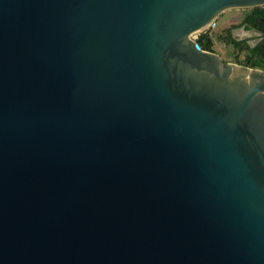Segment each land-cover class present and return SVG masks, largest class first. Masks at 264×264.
Listing matches in <instances>:
<instances>
[{
  "label": "water",
  "instance_id": "1",
  "mask_svg": "<svg viewBox=\"0 0 264 264\" xmlns=\"http://www.w3.org/2000/svg\"><path fill=\"white\" fill-rule=\"evenodd\" d=\"M264 0H0V264H264V69L192 34Z\"/></svg>",
  "mask_w": 264,
  "mask_h": 264
},
{
  "label": "rangeland",
  "instance_id": "2",
  "mask_svg": "<svg viewBox=\"0 0 264 264\" xmlns=\"http://www.w3.org/2000/svg\"><path fill=\"white\" fill-rule=\"evenodd\" d=\"M249 9L234 8L223 12L218 18V28L213 32V37L201 36L204 41L210 42L211 51L219 53L224 62H235L251 67L261 66L262 62L255 57V54L243 42H235L230 36L231 21L241 18ZM231 24V25H230Z\"/></svg>",
  "mask_w": 264,
  "mask_h": 264
},
{
  "label": "flooded vegetation",
  "instance_id": "3",
  "mask_svg": "<svg viewBox=\"0 0 264 264\" xmlns=\"http://www.w3.org/2000/svg\"><path fill=\"white\" fill-rule=\"evenodd\" d=\"M247 12L240 19L231 21L230 36L235 42H243L262 62L264 67V6L247 8ZM231 25V24H230ZM264 69V68H263Z\"/></svg>",
  "mask_w": 264,
  "mask_h": 264
},
{
  "label": "built area",
  "instance_id": "4",
  "mask_svg": "<svg viewBox=\"0 0 264 264\" xmlns=\"http://www.w3.org/2000/svg\"><path fill=\"white\" fill-rule=\"evenodd\" d=\"M218 28V23H217V18L214 19L211 23H209L206 27L202 28L199 31H196L192 34V38L195 40L197 46L199 49H205L201 42H200V37L201 36H208V37H213V32ZM207 50V49H205Z\"/></svg>",
  "mask_w": 264,
  "mask_h": 264
},
{
  "label": "trees",
  "instance_id": "5",
  "mask_svg": "<svg viewBox=\"0 0 264 264\" xmlns=\"http://www.w3.org/2000/svg\"><path fill=\"white\" fill-rule=\"evenodd\" d=\"M204 39V38H203ZM202 38L200 40L202 46L207 49V50H211V47H210V42L209 41H204Z\"/></svg>",
  "mask_w": 264,
  "mask_h": 264
},
{
  "label": "crops",
  "instance_id": "6",
  "mask_svg": "<svg viewBox=\"0 0 264 264\" xmlns=\"http://www.w3.org/2000/svg\"><path fill=\"white\" fill-rule=\"evenodd\" d=\"M260 67V66H259ZM261 68H264V67H261Z\"/></svg>",
  "mask_w": 264,
  "mask_h": 264
},
{
  "label": "bare ground",
  "instance_id": "7",
  "mask_svg": "<svg viewBox=\"0 0 264 264\" xmlns=\"http://www.w3.org/2000/svg\"><path fill=\"white\" fill-rule=\"evenodd\" d=\"M201 30V29H200ZM199 31V30H198Z\"/></svg>",
  "mask_w": 264,
  "mask_h": 264
}]
</instances>
